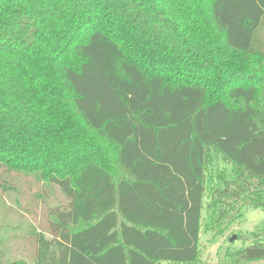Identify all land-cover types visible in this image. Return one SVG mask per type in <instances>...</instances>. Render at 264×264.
Wrapping results in <instances>:
<instances>
[{"label":"trees","instance_id":"trees-1","mask_svg":"<svg viewBox=\"0 0 264 264\" xmlns=\"http://www.w3.org/2000/svg\"><path fill=\"white\" fill-rule=\"evenodd\" d=\"M12 194L42 219L0 264H195L204 207L264 212V0H0ZM247 236L233 261L264 260Z\"/></svg>","mask_w":264,"mask_h":264},{"label":"rangeland","instance_id":"rangeland-1","mask_svg":"<svg viewBox=\"0 0 264 264\" xmlns=\"http://www.w3.org/2000/svg\"><path fill=\"white\" fill-rule=\"evenodd\" d=\"M223 172L228 180L232 179L230 165L222 161L212 165V174H223ZM15 198V194H12L11 201L0 195V241L2 242L0 249L3 250L6 261L22 260L32 263L35 259L34 244L24 237L29 225L41 222L42 208L35 206L29 196L21 197L20 200L30 207V212L25 214L21 208L14 206ZM217 213V209L203 208L200 252L195 264H264V260L250 263L234 262L232 257L233 253L247 247L252 237L247 236L248 234L264 230V212L260 209H246L241 219L226 227L216 222ZM233 236L235 239L230 241Z\"/></svg>","mask_w":264,"mask_h":264},{"label":"water","instance_id":"water-1","mask_svg":"<svg viewBox=\"0 0 264 264\" xmlns=\"http://www.w3.org/2000/svg\"><path fill=\"white\" fill-rule=\"evenodd\" d=\"M235 239V237L233 236L231 239H230V241H232V240H234Z\"/></svg>","mask_w":264,"mask_h":264}]
</instances>
